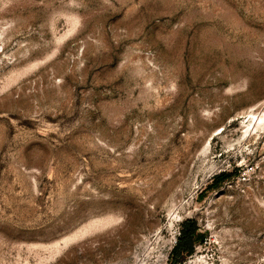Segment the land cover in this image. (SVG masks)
I'll list each match as a JSON object with an SVG mask.
<instances>
[{
    "label": "rangeland",
    "instance_id": "1",
    "mask_svg": "<svg viewBox=\"0 0 264 264\" xmlns=\"http://www.w3.org/2000/svg\"><path fill=\"white\" fill-rule=\"evenodd\" d=\"M263 110L264 0H0V264H264Z\"/></svg>",
    "mask_w": 264,
    "mask_h": 264
},
{
    "label": "trees",
    "instance_id": "2",
    "mask_svg": "<svg viewBox=\"0 0 264 264\" xmlns=\"http://www.w3.org/2000/svg\"><path fill=\"white\" fill-rule=\"evenodd\" d=\"M228 175L222 174L217 178V181L224 179ZM198 227L196 221L186 220L180 226L179 236L176 238V243L173 246L171 255L176 258L184 252L188 255L194 251L195 242H201L202 236L197 233Z\"/></svg>",
    "mask_w": 264,
    "mask_h": 264
},
{
    "label": "bare ground",
    "instance_id": "3",
    "mask_svg": "<svg viewBox=\"0 0 264 264\" xmlns=\"http://www.w3.org/2000/svg\"><path fill=\"white\" fill-rule=\"evenodd\" d=\"M246 118L249 120V124H253L254 126H252V130H262L264 129V110L260 115H255L253 112L251 113H247ZM249 132V131H248ZM175 214V213H174ZM171 216L173 217V221L176 220L179 215L175 214V216ZM70 239V238H69ZM68 239V240H69ZM67 241V240H66ZM67 243V242H66ZM207 264V263H206Z\"/></svg>",
    "mask_w": 264,
    "mask_h": 264
},
{
    "label": "built area",
    "instance_id": "4",
    "mask_svg": "<svg viewBox=\"0 0 264 264\" xmlns=\"http://www.w3.org/2000/svg\"><path fill=\"white\" fill-rule=\"evenodd\" d=\"M179 229L177 230V232H176V237H175V239H174V245H175V243H176V238L179 236Z\"/></svg>",
    "mask_w": 264,
    "mask_h": 264
}]
</instances>
